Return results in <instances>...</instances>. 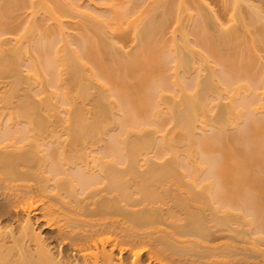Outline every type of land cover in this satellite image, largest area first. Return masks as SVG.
Returning a JSON list of instances; mask_svg holds the SVG:
<instances>
[{
    "label": "bare ground",
    "instance_id": "6f19581e",
    "mask_svg": "<svg viewBox=\"0 0 264 264\" xmlns=\"http://www.w3.org/2000/svg\"><path fill=\"white\" fill-rule=\"evenodd\" d=\"M97 1L0 0V264H264V3Z\"/></svg>",
    "mask_w": 264,
    "mask_h": 264
},
{
    "label": "rangeland",
    "instance_id": "374dc122",
    "mask_svg": "<svg viewBox=\"0 0 264 264\" xmlns=\"http://www.w3.org/2000/svg\"><path fill=\"white\" fill-rule=\"evenodd\" d=\"M72 1L76 2V0H72ZM79 1H81V2H80V5L82 4L83 6L81 5V7H83L84 9H85L86 6H88L87 8L90 7V9H93L94 12H96V13H101V12H99L100 10H97V8H98V6H99L100 4L97 5L96 3H100L99 1L95 0V2H94V0H91V1H93V2L95 3V4H94L93 2L91 3L90 0H89L90 2H88V0H78V4H79ZM82 1H83V2H82ZM251 1H252V0H251ZM253 1H255L254 3H258V5H259L260 2H261V4H260L261 6H262V4L264 3V0H253ZM87 4H90V6L87 5ZM263 6H264V4H263ZM263 6H262V7H263ZM94 7H95V8H94ZM96 7H97V8H96ZM216 8H218V7L214 6V9H215V10H216ZM95 9H96V10H95ZM98 9H102V8H100V6H99ZM217 10H220V12H219V11H216L218 15L215 13V14L217 15V17H218V20H219V21L221 20V21H220L221 24H224V25H225V24H226L225 22H227L226 20H228L227 17H229V16H228L229 13H227L228 15H225L226 13H224V12H225L226 10L223 11V12H222V10H224V9H217ZM97 11H98V12H97ZM218 12H219V13H218ZM226 12H228V10H227ZM23 14L26 15V13L23 12V13L21 14V18H23V17L25 16V15L23 16ZM219 17H220V19H219ZM222 22H223V23H222ZM171 24H173V23L170 22V24H168V25H171ZM227 24H228V23H227ZM171 26H172V25H171ZM166 30H168V26H167ZM170 30H171V29H170ZM166 33H167V31H166ZM168 34H169V33H168ZM129 41H130V42H129ZM129 41H128V43H126L127 41L125 42L126 44H124V45H126V46L123 47V50H124V51H125V49H126V50L132 49V48H134V46H135V42H134V41H131V40H129ZM122 45H123V43H122ZM32 218L36 219L35 216H33V214H32ZM34 219H33V220H34ZM38 225H39V224H36V223H35V226H37L38 230H40V229L42 230V231H41V230H40V231L42 232L43 236L45 235V237H49V236L52 234V231H51V230H50V231H51V232H50V231H48L49 229H47V228L40 227V226H39V227H40V228H39ZM47 231H48V232H47ZM48 233H49V234H48ZM48 239H49V238H48ZM69 249H70V248H69ZM69 249H68L67 251H69ZM70 250H71V249H70ZM67 253H68V252H67ZM69 254H70V255L72 254V255H73V256H72L73 258H74V257H77V256H74V255L77 254V253H75L74 250H73V251H69Z\"/></svg>",
    "mask_w": 264,
    "mask_h": 264
}]
</instances>
